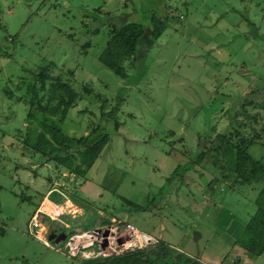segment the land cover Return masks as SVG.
<instances>
[{
  "label": "rangeland",
  "instance_id": "1",
  "mask_svg": "<svg viewBox=\"0 0 264 264\" xmlns=\"http://www.w3.org/2000/svg\"><path fill=\"white\" fill-rule=\"evenodd\" d=\"M151 14L166 27L138 49L136 61L121 63L117 70L124 77L97 61L112 24L128 19L146 25ZM45 62L74 90L82 84L92 90L59 123L65 134L78 137L92 124H103L101 103L104 111L117 107V129L111 120L106 123L109 140L84 176V187L90 188L84 193L75 192L82 178L55 168L24 143L27 106L16 99L22 87L15 85L30 80V71ZM263 94L264 0H0V264L79 263L64 253L62 241H48L46 247L28 233L30 216L48 187L81 207L75 218L67 211L69 226L61 224L66 234L119 217L211 264H264V250L237 258L230 242L242 228L234 237L225 225L243 227L262 182L211 190L200 178L209 181L218 168L205 156L196 160L207 139L231 131L232 102H258ZM256 110V105L244 108ZM260 116L254 127L263 129L247 151L264 162V112ZM35 128L32 121L29 136ZM176 165L186 171L167 181ZM123 198L145 210L131 208ZM49 201L63 208L66 200ZM43 202L44 211L58 216L62 208ZM97 208L106 214L98 222ZM111 214L118 217L110 219ZM49 219L40 221L47 232Z\"/></svg>",
  "mask_w": 264,
  "mask_h": 264
},
{
  "label": "trees",
  "instance_id": "2",
  "mask_svg": "<svg viewBox=\"0 0 264 264\" xmlns=\"http://www.w3.org/2000/svg\"><path fill=\"white\" fill-rule=\"evenodd\" d=\"M148 19L146 25L128 19L119 25L112 24L107 31L105 45L96 56L97 61L114 74L124 77L126 74L117 70L121 63L129 57L136 61L138 49L155 41L166 27L165 20L152 14ZM52 66V62L37 66L30 71V80L22 79L20 84L15 85L16 89L22 87V95L16 96V99L27 106L25 117L27 134L24 136V143L40 153L45 160L51 161L55 168L64 169L76 178L84 180L86 172L109 140L106 123L111 120L113 129H117L118 122L115 120L117 107L114 105L108 111H104L101 103L99 110L100 117L104 119L103 124H92L86 134L78 137L65 134L59 123L65 119L76 100L84 94H90L92 90L90 86L83 84L80 85L79 91L74 90L67 77L62 78L60 74L51 72ZM68 73L71 75L72 71ZM5 93L9 97L13 95L11 90ZM255 105L258 107L255 112L244 111V108ZM230 106L228 127L231 131L217 133L210 139L205 136L206 146L197 148L196 160H203L205 154L209 153L210 164L218 168L219 174L211 175L205 184L211 190L226 183L229 186L235 182H262L254 199V212L243 224L240 234L230 242L231 246L239 247L245 254L257 256L264 250V162L261 158L251 156L247 148L259 139V133L263 129L261 126L255 129L254 125L259 122L261 112H264V94L258 102L252 99L242 101L239 105L232 102ZM240 115L249 119L252 124L238 119L237 116ZM32 121L35 122L36 128L33 136H29V125ZM178 170L179 167L176 165L166 180L175 178ZM179 171L178 176L182 177L186 170L182 167ZM123 200L131 208L145 210V207L137 203L124 198ZM78 260V264H205L199 257L185 254L161 239H157L152 245L117 255Z\"/></svg>",
  "mask_w": 264,
  "mask_h": 264
},
{
  "label": "built area",
  "instance_id": "3",
  "mask_svg": "<svg viewBox=\"0 0 264 264\" xmlns=\"http://www.w3.org/2000/svg\"><path fill=\"white\" fill-rule=\"evenodd\" d=\"M41 220H43L41 212L35 210L28 222V233L41 240L43 244L49 245L47 238L38 235ZM156 240V237L138 230L128 222L113 219L109 223H99L91 228L65 233L62 243L64 253L68 257L89 259L142 248L154 244ZM103 241L105 244L102 246Z\"/></svg>",
  "mask_w": 264,
  "mask_h": 264
},
{
  "label": "crops",
  "instance_id": "4",
  "mask_svg": "<svg viewBox=\"0 0 264 264\" xmlns=\"http://www.w3.org/2000/svg\"><path fill=\"white\" fill-rule=\"evenodd\" d=\"M85 181H86V178L84 179V180H82L80 183H78V185H77V187H76V191L75 192H77V191H79V192H87V189H90V188H85L84 187V184H85ZM50 187H51V184H50ZM213 188H215V187H213ZM86 189V190H85ZM61 191V190H60ZM97 191H98V189H97ZM96 191V193L94 194V195H97V192ZM56 197H60V198H64L66 201H65V203L66 202H69L70 203V210L71 211H69V212H71V214H70V217L71 218H75L74 216L78 213V214H80V212H81V207L78 205V202H76V200H74L72 197H71V199L70 198H68L67 196H66V194H64L62 191L61 192H59V190H56V188H53V187H51V188H47V190H46V192H45V194H43L42 196H41V198H40V200H39V202H38V204L35 206V208H34V210H33V212L35 211V210H38V211H40L41 212V214L43 215V219H48V217H50V218H52V221L49 219L48 221H49V225H50V227H49V230H54V229H56V230H60V231H63L62 230V228H61V224H63L64 223V225L66 224V225H68L69 224V222H68V220H67V218L65 219V216H67L69 213H67V211L69 210H67V211H65L64 213H62V214H58V216H55V217H51L50 216V214H49V212H45L42 208H41V205H42V202L44 201V202H46V201H48L49 202V200H53L54 198H56ZM63 201V200H62ZM61 201V202H62ZM43 202V203H44ZM54 203V202H53ZM53 203H51V201H50V204H52V205H54ZM54 206H56V205H54ZM58 206H56V208H57ZM59 208V207H58ZM57 208V209H58ZM62 208V207H61ZM43 212V213H42ZM96 212H97V215H99L98 216V218H97V221H100V220H102L105 216H106V214H105V212H103V210H101L100 208H97V210H96ZM120 212V211H119ZM123 213V212H122ZM67 214V215H66ZM118 214V213H117ZM109 217H110V219H112L111 217H118V216H115L114 214H111V216L110 215H108ZM118 219H119V217H118ZM118 219H116V220H118ZM55 220V221H54ZM53 223V224H50V223ZM58 223H59V225H58ZM225 225H227V227H226V230L228 231V233L229 234H232L234 237L237 235V233H238V231L241 229V228H243L242 227V225H239L238 223H236V222H232V223H226ZM69 226V225H68ZM40 227H41V229H42V231H41V234H40V236H44L45 235V237H46V235H48V232L46 231L47 229L44 227V226H42L41 224H40ZM40 227H39V229H40ZM140 230V229H139ZM140 231H142V232H144V233H146V234H149L148 232H146V231H143V230H140ZM47 232V233H46ZM64 232V231H63ZM64 233H66V232H64ZM233 233H236V234H233ZM149 235H151V234H149ZM152 236V235H151ZM39 240V239H38ZM41 241V240H40ZM42 242V241H41ZM49 243V242H48ZM42 244H43V242H42ZM54 244V243H53ZM224 243L222 242V245H223ZM44 246H46V247H49L50 246V244L49 245H45V244H43ZM226 245V244H225ZM226 247H228V246H226ZM175 248V247H174ZM177 250H178V248H176ZM231 249H233L232 251H233V253H235V255H236V257L238 258V257H240V256H246L245 255V253H244V251H242L239 247H237V246H231ZM180 251V250H179ZM210 255V254H209ZM231 257H233V255L231 256ZM230 257V258H231ZM204 258V257H203ZM202 257H199V259L203 262V263H205V264H211V263H208V261H206V260H204ZM206 258H208V257H206ZM226 258V257H225ZM229 258V259H230ZM219 260V258L216 260V261H218ZM221 261V260H220Z\"/></svg>",
  "mask_w": 264,
  "mask_h": 264
},
{
  "label": "water",
  "instance_id": "5",
  "mask_svg": "<svg viewBox=\"0 0 264 264\" xmlns=\"http://www.w3.org/2000/svg\"><path fill=\"white\" fill-rule=\"evenodd\" d=\"M205 158L206 159H209V153H206L205 154ZM200 181L205 184V177L204 176H201L200 178ZM98 222V221H97ZM106 233V231L104 232V234ZM47 240L48 241H52V243L54 244H57L59 242H61L64 238H65V233L63 231H60L58 233H55V232H50L48 235H47ZM105 244V241H103V243L101 244L102 246Z\"/></svg>",
  "mask_w": 264,
  "mask_h": 264
},
{
  "label": "bare ground",
  "instance_id": "6",
  "mask_svg": "<svg viewBox=\"0 0 264 264\" xmlns=\"http://www.w3.org/2000/svg\"><path fill=\"white\" fill-rule=\"evenodd\" d=\"M50 202V201H49ZM51 203H53V202H51ZM54 205H56L55 203H53ZM57 206V205H56ZM59 208H61L60 206H58ZM43 208V207H42ZM70 208V203L69 202H66L65 203V205H64V207L62 208V209H58V210H56V214H57V212L59 213H64L65 211H67L68 209ZM57 209V208H56ZM46 212V211H45ZM83 215V214H82ZM41 231H42V229L40 228L39 230H38V235L40 236V234H41Z\"/></svg>",
  "mask_w": 264,
  "mask_h": 264
},
{
  "label": "flooded vegetation",
  "instance_id": "7",
  "mask_svg": "<svg viewBox=\"0 0 264 264\" xmlns=\"http://www.w3.org/2000/svg\"><path fill=\"white\" fill-rule=\"evenodd\" d=\"M50 232L58 233V232H60V230H56V229H54V230H49L48 234H49Z\"/></svg>",
  "mask_w": 264,
  "mask_h": 264
}]
</instances>
